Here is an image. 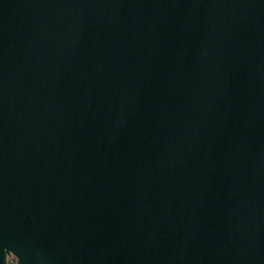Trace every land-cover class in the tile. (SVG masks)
<instances>
[{
  "label": "water",
  "instance_id": "1",
  "mask_svg": "<svg viewBox=\"0 0 264 264\" xmlns=\"http://www.w3.org/2000/svg\"><path fill=\"white\" fill-rule=\"evenodd\" d=\"M264 264V0H0V264Z\"/></svg>",
  "mask_w": 264,
  "mask_h": 264
},
{
  "label": "rangeland",
  "instance_id": "2",
  "mask_svg": "<svg viewBox=\"0 0 264 264\" xmlns=\"http://www.w3.org/2000/svg\"><path fill=\"white\" fill-rule=\"evenodd\" d=\"M8 264H16V260L12 257L8 259Z\"/></svg>",
  "mask_w": 264,
  "mask_h": 264
}]
</instances>
